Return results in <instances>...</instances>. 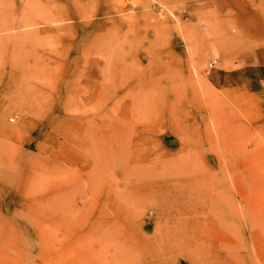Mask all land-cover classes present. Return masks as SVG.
I'll return each instance as SVG.
<instances>
[{
  "label": "rangeland",
  "instance_id": "1",
  "mask_svg": "<svg viewBox=\"0 0 264 264\" xmlns=\"http://www.w3.org/2000/svg\"><path fill=\"white\" fill-rule=\"evenodd\" d=\"M259 23L264 0H0V264H264Z\"/></svg>",
  "mask_w": 264,
  "mask_h": 264
},
{
  "label": "crops",
  "instance_id": "2",
  "mask_svg": "<svg viewBox=\"0 0 264 264\" xmlns=\"http://www.w3.org/2000/svg\"><path fill=\"white\" fill-rule=\"evenodd\" d=\"M258 25H261L260 33L259 34L257 33L255 35L251 34V37H255L257 39H262L264 37V33H263L264 32V28H263L264 26L261 23H259ZM258 56H259V60H260V63H261L260 66H252V65L251 66H248V65H245V66L241 67V70L240 71L243 72V73H245V72H248L249 69L253 68L254 70L256 69V72H258V74H259L260 73V70L259 69L260 68L261 69H264V46L261 48ZM244 79H247V76Z\"/></svg>",
  "mask_w": 264,
  "mask_h": 264
}]
</instances>
